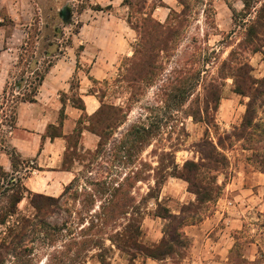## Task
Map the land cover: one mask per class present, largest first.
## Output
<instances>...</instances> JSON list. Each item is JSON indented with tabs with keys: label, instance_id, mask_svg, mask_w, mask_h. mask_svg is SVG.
I'll list each match as a JSON object with an SVG mask.
<instances>
[{
	"label": "rangeland",
	"instance_id": "374dc122",
	"mask_svg": "<svg viewBox=\"0 0 264 264\" xmlns=\"http://www.w3.org/2000/svg\"><path fill=\"white\" fill-rule=\"evenodd\" d=\"M263 4L259 0L247 8L242 0L177 3L168 23L178 34L154 50L159 68L151 74L145 51H138L145 29L142 14L133 15L127 30L129 51L119 59L122 35L109 32L111 24L103 18L113 11L128 21V6L118 10L97 0H0V51L15 48L4 57L18 58L6 86L9 101L0 94L3 140L16 124L10 117L12 94H30V82L53 60H79L86 40L104 49L103 59H118L107 79H87V66L72 79L70 98L78 101L79 94L89 90L117 107L105 108L96 119L83 117L81 127L91 120L103 136L101 143L95 150L70 151L67 162L76 176L56 202L35 198L41 205L36 209L26 191L17 213L0 225V240L10 226H16L14 232L27 226V264H132L131 254L142 247L138 241H143V223L158 230L167 223L169 233L178 225L177 217H157L168 214L166 207L189 222L216 218L208 232L219 238L218 230L227 226V207L236 202L242 186L254 188L256 198L264 199V189L259 191L261 186L251 180L252 172L264 177ZM96 5L102 9H94ZM112 25L118 28L120 23ZM251 99L256 111L249 120L257 126L244 127ZM13 158L22 163L17 153ZM166 186L176 195L161 200ZM6 189L0 178V219L10 207L12 192ZM187 191L194 199L189 204L183 200ZM258 209L249 211L248 218L224 237V245H231L227 264H264V213ZM188 241L178 245L184 256L174 261L187 256L190 237ZM119 247L129 253L119 252ZM5 258V264L16 261L13 255ZM74 258L79 263H72Z\"/></svg>",
	"mask_w": 264,
	"mask_h": 264
},
{
	"label": "crops",
	"instance_id": "0c3cea01",
	"mask_svg": "<svg viewBox=\"0 0 264 264\" xmlns=\"http://www.w3.org/2000/svg\"><path fill=\"white\" fill-rule=\"evenodd\" d=\"M97 2L118 10L122 8L126 10L123 0H97ZM163 2L164 5L157 7L153 12V16L162 23L167 21L170 11L177 6L179 1L163 0ZM106 14L103 18L106 19L109 25L111 24L108 31L122 35L119 52L117 53L119 59L129 51L127 30L130 28V24L127 18L114 14L113 11ZM95 21H98V19H95ZM117 21L120 23L118 28L112 25V22L116 23ZM13 49L8 47L0 51V94L4 92L7 86L11 70L18 64V58L10 61L4 57L6 54L10 55L9 52ZM262 49L264 50V47ZM82 51L79 60L65 56L53 60L39 87L36 101L21 102L17 107L16 124L5 134L6 140H3L0 136V170L20 178L27 188V195H29V192L53 197L62 195L76 176L75 167L68 166L67 154L75 149L91 151L99 146L100 136L97 133L85 126L79 132H77V129L81 117L85 114L88 116L93 115L100 108L101 100L97 94L86 90V93L79 94L85 103V109L76 107L70 98L73 91L72 79L75 73L82 70V66L88 67V71L85 73L87 79H107L113 74L116 67L115 62L118 59H115L116 61L103 59L104 49L94 41L86 40ZM31 64H33V61ZM31 73H34V71ZM0 122H2L1 112ZM50 125L59 127L57 129L58 134H52L53 131L50 130ZM9 149L14 150L19 155L22 163H16L15 166V160ZM25 160L31 163V166H27ZM23 164L26 166L25 168H23ZM23 171H27V173ZM258 173L260 172H252L251 180L256 186H261V188L259 187L260 191V189H264V177L259 179ZM0 178H2V184H4V177L0 176ZM171 190L168 186L164 187L160 191V199L163 200L164 196L167 198L175 196L176 193ZM190 195H193V193L189 191L183 194V200L187 201L185 204H189L191 200H194ZM255 198L254 188L242 186L235 196L236 202H232L234 204L227 207L229 212L225 219L227 226L223 231L222 229L218 230L219 238H213L208 232L209 226L215 222L216 218H209L201 222H187L183 226V230L191 238V246L188 249L187 256L179 262L174 261L175 257L172 256L156 259L137 253V256L133 259L134 264H227L231 245L229 247L224 245V237L230 235L232 228L238 222L243 221L244 218L247 219L249 211L254 210L257 206L260 208L258 210L264 213V199L260 196H258V199ZM25 199L27 198H23L18 206ZM259 199L261 201L258 203ZM157 217L163 219L160 216ZM164 225L165 223L158 230L152 223L151 227L149 223H143L141 227V229L143 228L142 243L148 246L159 244L164 237ZM222 235L224 236L222 237ZM119 252L125 253L122 250H119ZM177 257L179 259V255ZM207 258L210 260H206Z\"/></svg>",
	"mask_w": 264,
	"mask_h": 264
},
{
	"label": "trees",
	"instance_id": "16d2710c",
	"mask_svg": "<svg viewBox=\"0 0 264 264\" xmlns=\"http://www.w3.org/2000/svg\"><path fill=\"white\" fill-rule=\"evenodd\" d=\"M178 1L183 5L185 4V0H178ZM242 1L244 3L245 7L248 8L253 3H256L259 0H242ZM123 5L129 7L128 22L131 25H133V20H132L133 15L135 16L136 14H142L141 24H142V28L144 27L145 29H144L143 34L141 36L140 42L138 43V46L140 47V49L138 51L140 53H142V55H144V51H145L144 61L147 65V67L149 69L151 68V74H155V73H157L159 67L155 65L156 59L153 60V58H155V57L157 58V55L154 54V50L159 48L161 45H165V43L167 42V40L170 37L178 34V30L173 28V26H171L168 23V19L166 22L162 23V22L158 21L153 16L154 10L157 7L164 5L163 0H123ZM96 6L97 7L94 9H102L100 5H96ZM149 8H150V10H149ZM261 9H264V6ZM171 11H173V9ZM148 27H149V29H146ZM161 50L165 51L164 48H161ZM261 50L262 49L259 48V49L255 50V52H258ZM51 64H52V62L49 64V66ZM48 69H49V67L46 68L45 72L38 74L34 81L30 82L29 85L32 88L30 94L24 93V95H22V96H19V95L15 96L14 94H12V97L14 99H12L13 105H12V114L10 115V117H11V121L13 123H15V121H16L15 115H16L17 103L19 101H31V102L36 101V95L38 93L40 85L42 84V82L45 78V74H46ZM261 82H262V85H264V78ZM72 87L74 88L73 84H72ZM261 92L262 91H260L259 93H261ZM6 95H7V87L5 88V90L2 94L3 101H5V100L9 101L6 97ZM79 98L80 99L77 101L74 97H72L71 101L73 102V104L76 107L81 108V109H85V103H84L83 99L80 96H79ZM254 103H255L254 99L253 100L251 99V101L249 102V107L247 110L245 122L243 123L244 127H251L252 125L257 126V123L253 124V119L249 120L250 115H252L253 111H254V114L256 111V109L254 108ZM2 107H3L2 102H0V110L2 109ZM105 108L117 109V107L115 105H108L103 100H101L100 108L93 115L88 116L87 114H85L81 117V119L79 121V128L77 129V132H79L83 128V126L81 127V125L83 124V121H82L83 117L88 116L92 119H96L98 116H100V114L105 113V112H103ZM90 124L91 125L93 124L91 122V120H90ZM91 125H87L85 127L87 129L97 133L100 136V138H103L102 134L99 133L98 129L95 126H91ZM57 129H59V127H56L54 125H50V130L53 131L52 132L53 135L58 134L59 131ZM141 134L142 133L140 132V130H138L136 133V136L139 137V139H140L142 136ZM100 143L101 142H99V144ZM15 154H16V152L14 151L12 155L14 156ZM68 154H67V156H68ZM193 164H195V163H193ZM15 166H16V161H15ZM1 176L4 177V180H5L4 183H6V185L9 188V189H6V191L12 192L11 193L12 195L9 198L10 207L8 208L6 215L0 219V225H6V223L9 222L8 218L17 213V211L19 209L18 204L25 197V192L27 191V188L22 184V180L20 178H16L14 176H11V174H7L3 171H2ZM187 180L190 181V178H188ZM156 183H158V181ZM29 195L31 196V201H32L31 203L36 209H40L41 205H40V203H37L36 201L34 202L35 198H44V199H47L48 201H54V202H56L58 200V197L48 196V195H44V194H37V193L29 192ZM197 195H198V193H197ZM166 208H167L168 214H157V216H160L165 220H168L169 217H171V216L177 217L180 219L178 222V225L175 228H173V227L170 228L171 232L169 233V230H168L169 225L166 223L164 225V237L161 240V242L157 245L148 246V245L142 243L141 241H138L142 247L137 248L136 252L131 254L132 264H134L133 259L137 256V253H140L142 255L151 256V257L156 258V259H164L168 256H172L173 258L174 257L176 258L177 255H179V257L184 256V254L181 255L179 253L178 245H185L186 242L187 243L189 242L188 241L189 237L186 235V233L183 230V226L185 224H187V222H189V221L185 217H182L181 214L173 213L169 207H166ZM25 222L28 223L30 221L28 218H26ZM26 227L27 226H23V230L17 231V232H14L16 226H10L8 228V231L6 232L7 237L5 236L4 238H1V240H0V264H5V262H6L5 257L7 255H13L16 258V261L13 264H27V260L25 258L26 257L25 256V250H29L30 247L23 246V242L25 241V238L27 235V233H25V231H24V229ZM8 237H9V239H8ZM75 246H77L78 248L80 247L78 243H75ZM119 248L122 251L129 253L128 250H125L124 248H121V247H119ZM81 252H82L81 250L78 251V253H77L78 258L80 256ZM78 258H74L72 263H79Z\"/></svg>",
	"mask_w": 264,
	"mask_h": 264
},
{
	"label": "water",
	"instance_id": "95a60500",
	"mask_svg": "<svg viewBox=\"0 0 264 264\" xmlns=\"http://www.w3.org/2000/svg\"><path fill=\"white\" fill-rule=\"evenodd\" d=\"M65 15H66V9H65V7H64V8L62 9V11H61V16L65 18V17H66Z\"/></svg>",
	"mask_w": 264,
	"mask_h": 264
}]
</instances>
